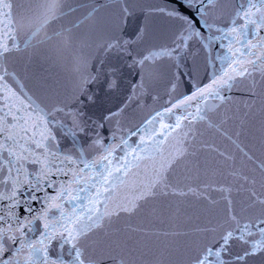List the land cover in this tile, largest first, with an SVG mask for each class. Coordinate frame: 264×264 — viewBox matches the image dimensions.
Segmentation results:
<instances>
[{
    "label": "snow or ice",
    "instance_id": "snow-or-ice-1",
    "mask_svg": "<svg viewBox=\"0 0 264 264\" xmlns=\"http://www.w3.org/2000/svg\"><path fill=\"white\" fill-rule=\"evenodd\" d=\"M257 147L264 0H0V264H264Z\"/></svg>",
    "mask_w": 264,
    "mask_h": 264
},
{
    "label": "water",
    "instance_id": "water-1",
    "mask_svg": "<svg viewBox=\"0 0 264 264\" xmlns=\"http://www.w3.org/2000/svg\"><path fill=\"white\" fill-rule=\"evenodd\" d=\"M23 63H24L23 61L18 62L17 67L22 68ZM29 71L36 74L37 76L47 77L49 79V82H54V81L64 82L69 76L70 68L67 64V60L61 62V64L59 65H57L53 60V61H49L46 63L45 62H35L29 67ZM126 79H131V77H128ZM204 82L207 83V80H205ZM27 83L29 87H32L33 85L32 80L27 81ZM166 89H167V84L165 81H160L158 84L155 85V91L152 94L153 95L158 94L162 98L160 103H163V100L167 99L165 95ZM182 91L187 92L188 89L184 88L182 89ZM142 105H144V107L137 110V115H136L137 120L145 116L147 112L149 111V109L159 106L158 104L153 102V100L151 99V96H147V95L144 97V100L142 101ZM260 119L261 118L259 114H257L256 118L250 124L252 134H254L257 137L259 136ZM201 130L204 132V139L215 141L217 144L221 146V148L227 145V141H224L218 134L214 132V130L207 129L206 127H202ZM242 139H245L246 143H249V142L256 143V141L253 139V135L251 134L247 138H242ZM257 155L258 156L264 155V153H262L259 147H257ZM236 199L239 201L242 198L237 197ZM151 207L152 205H149V210L145 213L143 217L133 218L132 223L135 225L142 220L146 223L148 220L153 219L151 212H150ZM156 207L159 209L160 205L157 204ZM126 223H127V218H122L120 221L116 223L114 227L122 229ZM253 264H260V262L256 261V262H253Z\"/></svg>",
    "mask_w": 264,
    "mask_h": 264
}]
</instances>
